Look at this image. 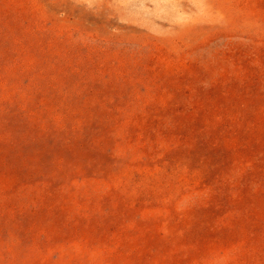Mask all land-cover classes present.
Masks as SVG:
<instances>
[{"label":"rangeland","instance_id":"1","mask_svg":"<svg viewBox=\"0 0 264 264\" xmlns=\"http://www.w3.org/2000/svg\"><path fill=\"white\" fill-rule=\"evenodd\" d=\"M243 64L259 70L246 77ZM263 65L264 0H0V147L16 144L17 118L18 127L30 123L27 135L20 127L19 138L31 145L55 147L75 137L93 143L98 160L113 172L106 179L92 171L85 180L69 175L65 201L88 187L100 191L99 201H111L113 232L103 249L113 245L116 255L123 246L118 264L134 263L131 256L143 264H245L244 253L261 264L264 252L254 261L243 241L229 249L221 244L205 262L195 261L197 247L186 237L234 235V242L242 230L228 227L224 217L232 212L225 209L209 223L214 228L208 221L199 225L194 210L210 202V189L202 183L190 188L183 170L167 174L165 158L178 154L182 134H190L169 111L175 101L190 106L183 99L264 98ZM82 100H102L97 116L69 108ZM47 104L58 112L49 115ZM46 114L43 123L49 124L37 131L33 125ZM168 129L175 134L170 139ZM113 189L118 195L109 196ZM78 208L56 244L41 253L47 264H104L102 249L87 252L75 239L74 233L99 234L83 222L89 210L81 214ZM77 225L83 228L75 230ZM1 229L0 235L10 232ZM67 234L73 237L65 241ZM0 252V264H14L19 256L4 238Z\"/></svg>","mask_w":264,"mask_h":264},{"label":"trees","instance_id":"2","mask_svg":"<svg viewBox=\"0 0 264 264\" xmlns=\"http://www.w3.org/2000/svg\"><path fill=\"white\" fill-rule=\"evenodd\" d=\"M243 67L246 77L259 70L245 64ZM227 89L231 95L233 86L229 85ZM183 100H188L186 102L190 106L178 99L174 102L175 110L171 108L169 111L176 113L175 122L179 124V128L185 127L190 134H182V142L175 147L178 154L174 155L173 151L169 158H165L170 165L165 172L173 175L178 171L181 175L183 170L190 188L202 183L210 189V202L194 210L197 218H193L199 225L203 226L207 221L208 224L214 223L225 209L232 212L224 217V221L230 225L228 227H239L242 230L234 242V235L229 240L225 236L217 238L199 232L189 240L186 237L185 241H194L193 244L197 247L195 261L203 263L208 259L206 254L211 249H220L221 244L229 249L240 241L246 242L247 251L255 261L257 252H264V181L260 179L264 175V98H250L244 102L240 98ZM95 101L96 103H88L87 100H82L69 108L84 114L86 118L94 117L99 112L97 102L103 103L102 100ZM45 108L49 115L58 112L56 108L53 111L51 104H47ZM47 117V114L44 115L40 124L33 125L38 127L37 131L44 129L43 126L48 122H43ZM202 119L207 120L209 125L199 123ZM17 121L18 118L13 131L17 135L16 144L6 149L0 147V231L3 230L2 227L10 231L9 234L0 235V238L8 239L16 246L19 256L14 258V264H47L40 256L41 253L44 254L51 245L56 244L58 237L70 224L67 223V216L73 215L79 209V204L83 207L80 209L81 214L85 209L89 210V216L83 222L92 224L99 234L74 233L75 239L83 242L87 252L102 249L104 252L100 258L104 259V264H118L120 256L117 258L116 255L125 253L123 246H119L120 250L116 255L111 252L113 245H107L103 249L107 242V232H113L107 222L111 219L112 209L108 207L111 201L107 202V197H101L99 201L100 191L93 189L92 194L88 185V191L76 192L68 201H65L67 196L64 191L70 186L64 182L69 175L78 174V178L85 180L88 177L86 175L92 171L93 175L99 174L106 179L113 172L112 167L108 166V162L98 160L93 143L88 145L89 140H76L75 137L61 139L55 147H51L47 141H41L39 146L31 145L29 141L19 138L20 127H25L21 132L27 135L30 123L22 121L23 124L18 127ZM146 122L148 125L152 123L147 117ZM30 129L33 130L31 127ZM164 133L170 139L172 130L168 129ZM34 138L36 143L41 137ZM58 176L59 179L62 178L59 186L53 184ZM253 186H258L256 191H253ZM111 194L116 196L118 191L113 189L108 192L109 196ZM81 203L87 206H82ZM103 203L105 208L101 207ZM76 221L81 222L78 218ZM211 227L213 226L209 224V229ZM82 228L83 226L77 225L75 230ZM72 237L73 234H67L64 240L68 241ZM244 256L245 264H253L245 253ZM140 258L131 256V260L135 259L131 264H143L144 260L141 261ZM261 264H264L263 260Z\"/></svg>","mask_w":264,"mask_h":264}]
</instances>
